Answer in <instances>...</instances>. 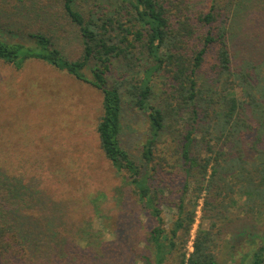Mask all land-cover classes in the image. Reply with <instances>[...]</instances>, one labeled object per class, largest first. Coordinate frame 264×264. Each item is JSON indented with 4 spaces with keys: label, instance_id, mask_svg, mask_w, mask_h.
<instances>
[{
    "label": "trees",
    "instance_id": "obj_1",
    "mask_svg": "<svg viewBox=\"0 0 264 264\" xmlns=\"http://www.w3.org/2000/svg\"><path fill=\"white\" fill-rule=\"evenodd\" d=\"M59 1L76 30L80 57L65 59L52 34L24 30L34 46L0 38V63L19 70L36 60L97 91L99 149L129 185L122 191L116 226L106 225L114 239H98L89 231L86 248H80L71 230L90 221V208L98 211L106 185H43L44 161H30L31 142L14 137L4 123L1 97L0 264H220L215 247L226 238L234 252L235 241L245 234L252 238L241 264H264V226L253 237L247 218L230 215L238 195L245 200L237 212L264 215V23H249V29L230 23L240 0H212L199 14L191 13L188 3L179 5L185 0ZM22 24L3 23L15 30ZM117 66L120 75L113 71ZM157 79L165 86L159 92ZM123 96L148 121L140 163L120 142ZM169 140L175 142L177 163L157 153L159 143ZM43 151L52 155L56 149ZM48 187L66 190L52 194ZM201 199L209 227L195 236L188 254ZM82 204L90 207L85 217ZM162 207L176 209L169 227ZM137 208L151 222L145 235Z\"/></svg>",
    "mask_w": 264,
    "mask_h": 264
},
{
    "label": "rangeland",
    "instance_id": "obj_2",
    "mask_svg": "<svg viewBox=\"0 0 264 264\" xmlns=\"http://www.w3.org/2000/svg\"><path fill=\"white\" fill-rule=\"evenodd\" d=\"M181 1L174 0L173 2L178 4ZM211 1L185 0L184 4L179 5L184 7L188 3L190 12L199 14L208 11ZM263 1L240 0L237 8L232 9L234 15L230 23H239V27L246 29L251 26L248 25L249 23H264ZM256 11L259 12L256 13ZM3 23L23 24L15 30L7 28ZM68 23L70 21L63 14L59 0H0V38L20 43L25 47H32L34 44L21 34L24 30L52 34L54 44L63 57L67 60H76L81 55V44L76 38L75 28ZM210 65L208 62L205 63L203 70L208 72ZM144 67L143 63V67L139 68L140 77H143ZM113 71L116 75L121 73L118 66ZM87 75L90 77L89 74ZM201 79L204 80L203 77ZM154 82L157 83L155 91L159 92L162 91V87L165 88L163 80L157 79ZM235 94L240 95L239 89H235ZM1 97H4V100L1 101L4 104L1 117L4 123L15 134L14 137L31 142L32 149L26 152L30 161L36 159L44 161L40 170L43 185H106L105 198L96 204L98 211L89 207L90 211L93 210L90 221L83 222V226L71 230V236L77 245L82 249L86 248L89 231L92 232L90 235L94 234L98 239L112 241L114 231L107 230L106 227L111 225V228L114 229L116 226V222L119 220V203L123 196L122 191L124 192V188L129 184L125 176L116 175L115 171L103 159L98 146L96 126L102 113L101 95L88 85L73 80L65 72L53 69L36 60H27L19 70L0 63ZM184 116L186 118V115ZM120 117L121 145L135 162L140 163L143 143L149 137L146 115L128 104L123 96ZM8 132L11 134V131L8 130ZM169 141L159 143L157 148L161 150H158L157 153L170 160L169 162L177 163L175 142ZM47 147L56 149V152L54 151L52 155L44 152L43 150ZM68 164H73L69 170ZM74 164L80 166L71 172L70 169H73ZM49 189L53 190L52 187H48ZM58 190L64 192L66 189L58 188L55 189V192ZM49 192L55 194L54 191L49 190ZM244 198L242 195L236 196L237 205L230 210L231 213L226 212L225 214L229 216L230 213L231 217L234 216V213L242 214L253 225V227L247 228V230L250 229L247 231L248 234L251 233L255 237V230L264 226V215L237 212L236 209L239 210V205L243 204ZM128 204L130 208H134L132 203ZM78 206L84 211L83 216H87L89 208L84 207L83 204ZM136 210L139 211L145 235L151 227V222L139 208ZM175 214V208L162 207V215L167 227ZM208 215V212L202 210V199L199 200L185 246L188 254L193 251L195 236L208 229ZM251 238L247 234L242 235L240 240H236L234 243L236 245L234 252L229 245H225V238L224 245L215 247L219 263L241 264L243 256L249 250L246 244L251 241ZM142 239V237H138L137 241H140L139 246L144 248L145 244L142 243ZM164 264H174V262L168 260Z\"/></svg>",
    "mask_w": 264,
    "mask_h": 264
}]
</instances>
